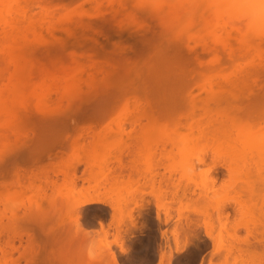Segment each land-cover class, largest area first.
Instances as JSON below:
<instances>
[{
  "label": "rangeland",
  "instance_id": "obj_1",
  "mask_svg": "<svg viewBox=\"0 0 264 264\" xmlns=\"http://www.w3.org/2000/svg\"><path fill=\"white\" fill-rule=\"evenodd\" d=\"M43 1L23 9L33 17L46 8L60 25L56 35L43 24L42 35L13 49L0 39V264H158L160 255L161 264H264V229L249 224L264 217L249 192L238 200L253 217L232 207L218 216L207 201L223 199L212 193L228 178L211 164V145L200 146L207 158L195 174L181 157L182 142L198 130L186 118L203 121L191 113L192 93L207 102L209 82L217 93L222 78L248 72L254 82L239 113L245 101H264V39L252 38L257 51L240 61L229 57L226 37L218 40L222 31H203L200 9L196 28L170 30L171 7L160 14L136 0ZM71 24L80 34L73 39ZM226 40L236 46L237 38ZM66 73L82 75L80 89L63 98L47 91L51 78L64 91ZM259 104L237 115L239 124H259ZM166 134L172 139L163 141ZM208 169L218 173L214 184L202 176ZM87 197L105 205L80 207Z\"/></svg>",
  "mask_w": 264,
  "mask_h": 264
},
{
  "label": "bare ground",
  "instance_id": "obj_2",
  "mask_svg": "<svg viewBox=\"0 0 264 264\" xmlns=\"http://www.w3.org/2000/svg\"><path fill=\"white\" fill-rule=\"evenodd\" d=\"M40 1L45 2L43 0H0V39L6 41L7 47H9V49H13L16 46L18 47L21 43H23L26 40V35H28V38L31 37L29 36V34L35 37L37 34L39 36L42 35V33L39 31L41 30L40 25H43V24L44 26H46V30L49 31V33H51L52 36L58 33L60 25L52 23L53 22L52 20L55 19L56 17L50 18L52 17L53 14H49L50 12H48L46 8H41V12H40L41 16L36 15L33 17L28 15L27 13L28 11H26V9H23L25 6L27 7L28 5L32 3L35 4ZM136 1L139 4L145 5L148 8L160 14H162L165 11V9L168 10L170 9L169 7H171V10H172L171 13L173 12V14L170 15V17L172 21L174 20L173 21L174 23L170 20V18L168 21L166 20L167 22H164L165 23L164 25H166L167 27L168 26L171 27L170 30L173 27L178 29L179 26H182L183 28L185 27V24L186 25L189 24L192 26L193 23L198 24L195 22H197L198 20H201L200 24L201 25L204 24L203 27L206 26L203 28V31L204 30L206 31L207 30L206 28H208V30L212 29V33L216 32V30L222 31L223 33L226 32L227 36H225V34L223 36V33H222V36L219 35L220 37H218V40L221 39L222 41L223 40L222 37L224 38L226 37L224 39L225 41L224 46L227 47V51L229 52V57L235 60L237 58L240 61L241 59L245 61L252 53H255L257 51V49L255 48V43H253L254 41L252 40V38L258 39L259 41H262V39H264V0H136ZM183 6H186L188 8L187 12H185L184 14L179 13V9ZM199 9L202 12H204V14L202 18L196 20L195 16L201 17V16H198L200 14L198 13L200 11ZM208 18H211V19L209 20ZM50 19L52 22L49 21ZM202 19H203V22H202ZM240 25H242V27H240ZM192 27L196 28L194 25ZM199 28H200L199 31H201V27ZM66 34L68 38L69 37L71 39L76 38L77 32L72 24L66 26ZM57 35H60V33ZM230 36L237 38L236 46H233L229 41L227 42L226 39ZM28 45L29 44H27V46ZM29 46L27 47V49L29 48ZM34 47L33 49H35ZM17 57L16 58L19 59V56ZM254 59L257 61V58L254 57L252 62L254 61ZM243 61L242 63L240 62L242 64L240 66H239L240 64L239 61H237L239 63L237 66L238 68L240 67L241 69L242 67H244ZM232 62H231V65L233 67V64L235 62L234 63ZM237 62H236V65H237ZM250 63L249 64L246 63L244 65L247 66V64L250 65ZM254 63L256 62L254 61ZM215 65L216 64H214L213 66ZM218 67L215 69L216 71ZM82 69L80 71H82ZM84 70L85 69H83V71ZM75 71H77V69ZM80 71H77L76 74H78V72ZM210 73H213V70ZM65 77L66 76H64V78ZM211 77L212 76H210L209 78ZM212 78H214L215 80V77H212ZM81 79H83V77L80 74L79 75H74V74L68 75L67 74V77L64 80L65 90L62 91L60 90V88L59 89L56 88L58 85L62 83L60 82L54 83L55 80L51 78L50 83L47 82L49 84L47 91L50 92L52 89H54L58 91V93L56 94L57 95L59 94L61 98L67 97L68 93H70L71 91L76 90V88H79V89L81 88V87H78V85L83 82L81 81ZM252 79H253V76L248 72H244V73L242 72L241 74H237L236 76H234L233 79L231 77L222 78L223 80V81L221 80L222 83H218L219 85L218 84L214 85V87L218 85L219 90L217 93H213V88H212L215 82L212 80L213 81V84H212L211 83L212 81L208 79V81L209 80L211 81L209 82V84H207L208 81L205 82L204 84H201L202 86L207 84L204 87L207 93L203 92L204 90L202 91L203 93H205V95L202 93L204 97L210 94L207 102H205L204 100V102L202 103V99L200 101L199 98L202 96L201 94L197 93L198 94L197 95L196 93H194L196 96L193 95L192 90H194L195 92L197 89L198 90L201 89V88H198L197 86H196V89L190 90V92L192 93L191 100L189 99V97H187L188 101L190 100L191 102L190 103L191 113L193 114L197 112V114L196 113L195 114L199 115L198 114V111H199L200 114L202 113L203 121H201V123L198 124L200 120H198L197 118L198 121L197 120L195 121V118L198 116L195 117L194 115H192L191 118L190 116L186 118L192 121V124L190 123L191 125L189 126L194 127L193 125H195L194 123H196L197 124L196 128L198 130H196L197 133L195 132L196 133L195 136L193 133L194 139L192 137H189L188 139L186 138L185 141L182 142L181 157H183L184 161H186L187 164H189L188 165L189 171H192L194 172L193 174H195V171L199 169V165L203 164V162L207 158L205 154V150L201 148L200 146L203 143L205 144L206 142L207 144L211 145L210 147L211 148V164H213V166H216L218 169H222L226 171L228 180L222 181L224 183L227 182V185L224 186L223 184L222 190H220V192L214 191L212 193V196L213 195L219 196L223 199L213 201L214 202V205H213V202L210 200L211 199L210 198L209 199L210 202L208 200L207 201L208 204L207 203L206 204L210 205V207L212 205L215 213L221 217L231 207L239 215H244V214L247 215L250 212V207L249 209L248 207L247 209L244 208L245 205L242 201H240L242 199H240V195H238V194H241L242 195L241 198H244L245 193L248 194L247 192H249L248 195L250 197V203H251L250 206L252 210L254 209L257 210V212H260V214L258 213L257 214L261 215V218L264 217V131H263L264 129L261 130L260 128L258 130H255L258 127L257 126L255 128V126L258 124L256 120L258 121V119H260L261 122L259 121L260 122L259 124L263 123L262 117L264 119V109L263 111L255 110L257 113L258 112L259 114L261 113V116H262L261 118H259L260 115L256 117L257 113L256 114L255 112L253 113L255 114L254 119H256L255 122L257 123L256 125L254 123V126H251L252 124H247V125L239 124V118L237 116V115L241 116L242 114L247 113L249 111L248 108H246L247 106L252 107V108L255 106L254 108H257V110H259V108L256 105L258 104L260 107L261 105L259 103L263 104L264 102L263 101V102L255 103L254 101H251L254 103L252 106L249 100L245 101V103L248 102L251 105L246 104L247 105L246 106L244 104V106H246L244 110H247V112L243 110L242 114H240L241 112L239 113L240 109L238 108V106H239V103L242 102L241 101L242 97H244L243 92L248 90L246 87H248L250 83L254 82L252 81ZM216 81L220 82V80H218L217 78H216ZM197 82L199 83L201 81H196V83ZM207 86L209 87L208 89H206ZM252 88L253 86L250 87V89ZM49 92H46L47 96L50 94ZM190 92L187 93L189 94V96H190ZM51 94H54V93H51ZM50 96L49 98H51ZM45 98L47 99L46 96ZM188 107H189V103L187 104L186 110H190V108L188 109ZM252 108H250V110ZM260 110H261V107H260ZM49 112H51V110H49ZM182 112L179 113L181 114V116L186 113L185 112L182 114ZM63 114H66V112H64ZM193 117H195L194 121L192 120ZM184 119H182V123ZM178 120L181 121L180 117ZM187 121L189 120H186V122ZM241 122L243 121L241 120ZM186 124L188 123H185V125ZM176 125L180 126L179 123H177ZM185 125L184 126L182 125L180 127L184 128ZM179 126H177L176 128H178ZM189 126L188 128L190 129ZM163 136L165 135L163 134ZM167 136L168 135L166 134V137H164L163 141L165 140V138L166 139L171 138ZM165 144L167 145V143H164L163 145L165 146ZM181 168L183 169V171H181L182 173L186 169H188L184 167V165L183 166L181 165ZM202 176H204L205 179H208L211 184H214V182L218 179V173H216L215 171L213 172L212 169L205 170ZM228 188L229 190H227ZM253 192L256 193V197L260 199V202H258V206L260 205V207H257V204L254 201L255 196ZM238 198L240 200H238ZM79 205L80 207L91 206V205H105V202L96 197H87L82 202H80ZM75 207L77 206L75 205L74 208ZM251 215H252L251 217H253L255 215L254 212ZM248 216L250 217V215H247L246 217L248 218ZM258 219H256V217H253L249 223L251 225L252 221L256 220L253 222L254 223L257 222V223H255L254 226H253V223L251 225L252 230L254 231L256 230L257 227L264 229L263 227L264 225L261 226V223L264 224V221L262 219L260 220ZM75 224L77 225L78 223L76 222ZM249 224L247 221L245 222V225H244L245 229L251 228V227H248ZM76 230H80L79 225L76 226ZM4 251L1 253L3 254ZM4 257H7V255ZM164 258H165L164 255H160L158 259L159 260L158 264H161ZM167 260H168V263L171 262L170 258H168Z\"/></svg>",
  "mask_w": 264,
  "mask_h": 264
}]
</instances>
